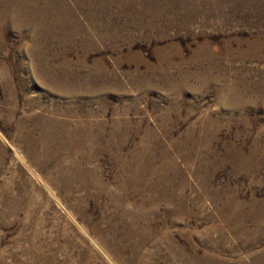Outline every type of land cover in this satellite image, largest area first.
I'll use <instances>...</instances> for the list:
<instances>
[{
	"label": "rangeland",
	"instance_id": "374dc122",
	"mask_svg": "<svg viewBox=\"0 0 264 264\" xmlns=\"http://www.w3.org/2000/svg\"><path fill=\"white\" fill-rule=\"evenodd\" d=\"M0 264H264V0H0Z\"/></svg>",
	"mask_w": 264,
	"mask_h": 264
}]
</instances>
